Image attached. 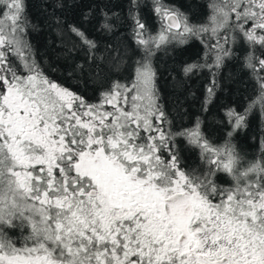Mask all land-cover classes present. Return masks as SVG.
<instances>
[{"label": "snow or ice", "instance_id": "1", "mask_svg": "<svg viewBox=\"0 0 264 264\" xmlns=\"http://www.w3.org/2000/svg\"><path fill=\"white\" fill-rule=\"evenodd\" d=\"M208 8L193 23L152 0L160 25L152 34L141 0H128L140 59L122 79L114 78L128 55L120 34L98 55L82 27L88 14L81 23L55 18L61 47L78 48L66 35L82 46L83 63L68 78L98 85L89 97L37 58L28 0H0V264H264V137L254 160L232 143L255 107L264 115V0H211ZM102 15L100 29L112 33ZM191 39L203 54L184 73L210 76L203 111L227 64L256 83L242 112L226 110L230 131L220 145L200 117L173 131L160 103L154 58ZM180 139L198 151L199 165L186 163Z\"/></svg>", "mask_w": 264, "mask_h": 264}, {"label": "trees", "instance_id": "2", "mask_svg": "<svg viewBox=\"0 0 264 264\" xmlns=\"http://www.w3.org/2000/svg\"><path fill=\"white\" fill-rule=\"evenodd\" d=\"M163 2L174 5L188 14L191 22L201 23L209 11L208 5L211 0H163ZM54 4H62L64 7L55 8ZM151 6L152 0H141L142 16L149 30L155 34L160 25L151 11ZM28 12L32 23L37 27V31L32 33V42L38 51L37 58L42 60L46 72L53 79L74 91L91 97L98 85L87 78L82 80L68 78V73L74 69L75 64L83 63L84 51L76 37L70 35L65 36V42L70 38L76 42L78 48L68 53L61 47L55 18L67 23L73 21L81 23L84 14H88L87 21L82 23V27L90 38L97 41L100 50L98 55H103L105 44L111 43L113 37L120 34L128 55L126 64L115 79L127 77V70L132 61L140 59V50L131 35V21L127 19L128 0H28ZM104 12L111 17L112 33H105L100 29ZM68 46L71 47L70 44ZM202 54L203 46L197 39H191L184 45L170 44L161 49L153 61L157 69L156 85L160 103L173 121V131L179 128H192L196 117H200L203 120L202 129L205 135L213 144L220 145L225 139L224 132L230 131L226 123V110L232 107L242 112L257 94L256 83L250 78V72L237 71L235 65L227 64L219 76L220 88L207 106V111H203L205 88L210 79L209 72L204 69L187 75L184 73V66L199 60ZM262 137L264 115L257 106L248 117V127L237 132L232 138V143L241 156L247 160H254L261 154ZM178 144L186 163L196 161L198 165L200 164L197 150L188 146L183 139L178 140Z\"/></svg>", "mask_w": 264, "mask_h": 264}, {"label": "rangeland", "instance_id": "3", "mask_svg": "<svg viewBox=\"0 0 264 264\" xmlns=\"http://www.w3.org/2000/svg\"><path fill=\"white\" fill-rule=\"evenodd\" d=\"M262 74H264V73H262Z\"/></svg>", "mask_w": 264, "mask_h": 264}]
</instances>
